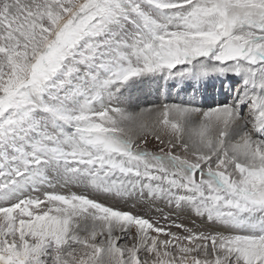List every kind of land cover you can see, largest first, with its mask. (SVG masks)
Returning a JSON list of instances; mask_svg holds the SVG:
<instances>
[{
  "label": "snow or ice",
  "instance_id": "6c2138e0",
  "mask_svg": "<svg viewBox=\"0 0 264 264\" xmlns=\"http://www.w3.org/2000/svg\"><path fill=\"white\" fill-rule=\"evenodd\" d=\"M230 73L232 100L207 111L119 106L141 78ZM58 186L223 230L171 221L180 236ZM0 205V264H264V0H0Z\"/></svg>",
  "mask_w": 264,
  "mask_h": 264
},
{
  "label": "bare ground",
  "instance_id": "6f19581e",
  "mask_svg": "<svg viewBox=\"0 0 264 264\" xmlns=\"http://www.w3.org/2000/svg\"><path fill=\"white\" fill-rule=\"evenodd\" d=\"M190 84H192V83H190ZM181 89H183V91H179L177 96L170 95L169 101H172L175 104L187 103V104H189V106L199 108L202 111L208 110V109H204L205 106H209L210 104H222L225 102H230L232 100V97H233V96H231V94L229 92L230 89H228V91H227L226 86H222L223 94L225 95V96H223V99H219L218 96H216L217 86H208L207 91L210 94V100L203 99L204 97H202V92H203L202 88H198L194 84H192L189 89H185V87L181 88ZM129 90H133L134 92H131V93L127 92L125 94V97L123 98L125 100V103L122 104L121 106L128 108V110H130V111H138L139 110V109H137L138 107H142V106L146 107V105H148V106L155 105V104H156V106L162 105L164 102V101H161V98L159 99V97L155 95L156 94L155 87L149 81L143 80L140 82H136L132 85V87ZM190 90H195V96L190 93ZM157 103H160V104H157ZM173 103H171V104H173ZM243 108H244V106H243ZM249 111H250L249 109H245V110L241 111L242 119H240L239 121L234 123L233 128H232L233 138L238 136L239 133H241L243 131L251 130V123H250L251 117H250ZM198 119L199 118H197V120ZM246 121H248L247 124L245 123ZM132 202L134 203V201H132ZM163 202L167 206L166 211L173 212L172 210H177V208H172V207L170 209V207H169L170 205H168L166 203V201H164V200H163ZM111 205H113V204H111ZM123 207L124 208H121V209H125L126 205ZM137 207L140 208L142 210V212L137 209V211H135V213L137 212V215L141 214V216L147 218L148 216H147V211L145 209L146 207L143 204H138ZM113 208L118 209L116 207H113ZM178 209L180 210V208H178ZM139 212H140V214H139ZM150 213H151V211H150ZM186 219H189V221L191 222V219L187 218V217H185L182 220L184 221ZM194 219L200 223L198 229L193 227L194 230H196V231H198V230L204 231L205 230L204 232L215 231V229L208 226L207 223L202 222L200 219H196V218H194ZM182 220L180 223L184 224V222ZM217 230H220V229H217ZM220 231H222V230H220ZM115 233H117L116 236L120 237V240L127 239L126 233H122L120 231H116ZM123 245H125L124 241L121 242L120 246H123Z\"/></svg>",
  "mask_w": 264,
  "mask_h": 264
},
{
  "label": "rangeland",
  "instance_id": "374dc122",
  "mask_svg": "<svg viewBox=\"0 0 264 264\" xmlns=\"http://www.w3.org/2000/svg\"><path fill=\"white\" fill-rule=\"evenodd\" d=\"M155 91H156V96H158V94H157V90L155 89ZM180 91H183V89H181ZM128 92L129 93H131V92H134L133 90H128ZM170 103H168V104H171V103H173L172 101H169ZM157 104H160V103H157ZM179 104H182V105H188L189 106V104H187V103H179ZM122 104H120V106H121ZM156 105V104H155ZM216 105H218V104H210V106H205L204 107V109H211V108H213V107H215ZM148 105H146V107H147ZM159 106V105H158ZM122 107V106H121ZM142 107H144V106H142ZM142 107H138L137 109H140V108H142ZM246 108L244 107L242 110H245ZM147 148H148V150H150V151H156V150H158V145H157V142L156 141H152L151 143H149L148 145H147ZM152 148V149H151ZM154 148V149H153ZM119 198V197H118ZM118 198H115V199H112V200H107L104 204L105 205H107V206H112V207H116L115 205H116V200L118 199ZM163 201V200H162ZM133 202H130L129 204H132ZM135 203V202H134ZM155 203H157L156 204V209L159 207L160 209H161V211H159L158 212V215H157V213L156 212H153L151 209L148 211V215L150 216V219H151V221H155V223L158 225V226H163V227H165L168 231H171V232H173V233H177L178 235H180V236H184V235H187V233L184 231V229H182V228H177V227H175V226H172V227H169V225L171 224V221H175L177 224H183V223H180L181 222V220L178 218V217H176L175 215H172V214H170V213H167V212H165L164 211V205H162V204H160L161 203V201L160 200H157V201H155ZM111 204H113V205H111ZM144 205V204H143ZM121 208H124L123 207V205L122 204H120L119 205ZM145 206V205H144ZM131 207V206H130ZM170 207V209H171V207L172 208H176L175 207V205H170L169 206ZM158 208V209H159ZM118 210V209H117ZM124 210H126V211H128V212H134V211H137V210H135V209H121V211H124ZM138 210L139 211H141V209L140 208H138ZM167 210V209H166ZM179 209L177 208V210H172V211H178ZM150 211H151V213H150ZM164 214H168L169 215V217H170V219H168V220H166V219H164L163 217H164ZM136 215H137V213H136ZM152 215V216H151ZM153 219V220H152ZM153 221V222H154ZM183 221V220H182ZM160 222V223H159ZM184 222V225L187 227V228H191L193 231H196V230H194L193 229V225H191V224H188L187 225V223H190V221H189V219H186V220H184L183 221ZM168 224V225H167ZM199 224V223H198ZM208 225V224H207ZM209 226V225H208ZM194 228H196V229H198L199 228V226H196V227H194ZM213 229H215V231H217V229H219V228H213ZM220 230H223V229H220ZM199 231V230H198ZM200 231H203V230H200ZM205 231V230H204ZM82 235H86L84 232H82L81 233ZM116 234L117 233H114V235L116 236ZM126 234H127V239H122V240H118V246H120L121 245V242H125V245H131L132 243H134V239H129V237H134L135 236V229L134 228H132L130 231H128V232H126ZM153 235H155V233H152ZM160 238L161 239H168L169 237H167V236H164V235H161L160 236ZM140 255H141V257L142 258H145V253L144 252H141L140 253Z\"/></svg>",
  "mask_w": 264,
  "mask_h": 264
}]
</instances>
